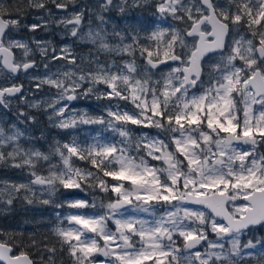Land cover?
Returning a JSON list of instances; mask_svg holds the SVG:
<instances>
[{
	"label": "snow or ice",
	"instance_id": "1",
	"mask_svg": "<svg viewBox=\"0 0 264 264\" xmlns=\"http://www.w3.org/2000/svg\"><path fill=\"white\" fill-rule=\"evenodd\" d=\"M0 169V264H264V0H0Z\"/></svg>",
	"mask_w": 264,
	"mask_h": 264
},
{
	"label": "rangeland",
	"instance_id": "2",
	"mask_svg": "<svg viewBox=\"0 0 264 264\" xmlns=\"http://www.w3.org/2000/svg\"><path fill=\"white\" fill-rule=\"evenodd\" d=\"M153 9L149 8V9H145L143 10L144 15L146 16H151ZM140 15L141 14V10H135L134 13H129V15ZM37 18V14L33 13L30 17H28L29 21L35 20ZM113 22L114 23H123V21L121 20V18L119 17L118 14H113ZM24 35H27V33H24ZM37 38L40 39H51L56 43H61V42H67L66 38H62L61 34H60V29L56 28V29H49L48 32H38L37 34ZM82 51H86V49H82ZM45 91H47V89H45ZM43 97V93L40 94V97L37 98H41ZM74 107L78 108V109H85L87 108L90 112H93V110L96 108V104L93 101H82L79 103H74L73 105ZM14 110H13V115H14ZM95 114V113H93ZM41 120H44L45 117L41 116L40 117ZM53 134H55V130H53ZM3 178H10V179H18V174L16 172H14L11 169H0V179ZM89 194L87 193V191H85L84 193H80L78 190H75V198H87ZM71 198V197H69ZM25 209H23L22 206H17L16 209L14 210V212H18V211H23ZM30 212H34L35 216L37 217L36 220H43V222L45 223V225H48L49 222H54V215L52 212V208L49 206H43L40 208V210L37 211H32L31 209H29ZM65 214H67L65 212ZM27 220H21L18 221V219H8V218H4V217H0V226L6 227V228H16L17 226H19L20 230L22 231H26V232H31L34 230V226L30 225L28 222H26ZM33 222V221H32ZM35 225V223H34ZM46 231V228L43 229ZM212 238V237H210Z\"/></svg>",
	"mask_w": 264,
	"mask_h": 264
},
{
	"label": "trees",
	"instance_id": "3",
	"mask_svg": "<svg viewBox=\"0 0 264 264\" xmlns=\"http://www.w3.org/2000/svg\"><path fill=\"white\" fill-rule=\"evenodd\" d=\"M7 2L12 3L13 0H7ZM33 13L35 12H32L28 17H30ZM34 214H35L34 212H30L29 210H23V211L13 212L12 214L8 215L6 218L8 219L14 218V219H18V221L27 220V222L30 225L35 227L34 222H32V218L35 217L37 219V217ZM65 264H67V260L65 261Z\"/></svg>",
	"mask_w": 264,
	"mask_h": 264
}]
</instances>
